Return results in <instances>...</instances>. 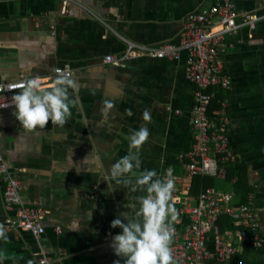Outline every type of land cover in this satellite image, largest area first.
I'll return each instance as SVG.
<instances>
[{
    "label": "crops",
    "instance_id": "obj_1",
    "mask_svg": "<svg viewBox=\"0 0 264 264\" xmlns=\"http://www.w3.org/2000/svg\"><path fill=\"white\" fill-rule=\"evenodd\" d=\"M212 1L0 0V80L25 75L47 85L56 78L54 70L64 68L76 84L69 91L78 99L64 127L49 123L30 134L13 114L11 98L20 90L0 102V156L20 183L21 201L46 211L40 237L13 227L14 214L1 203L0 180V223L8 235L0 250L10 257L5 264H40L43 255L50 264H124L110 247L121 230L110 225L120 213L131 212L124 205L143 193L108 179L115 187L110 192L108 170L127 154L126 137L144 125L150 135L140 152V171L155 169L162 176L174 167L182 174L177 156L194 145L195 87L185 77V53L178 60L137 57L117 66L104 58L119 57L124 41L177 45L185 17ZM232 1L237 12L260 19L253 31L242 27L224 36L222 60L231 85L227 91L208 90L214 95L211 115L216 116L218 99L226 102L232 161L220 164L224 179L190 180L183 199L193 205L204 187L232 193L233 205L251 204L264 238V0ZM106 99L115 107L105 121ZM227 220L220 217L221 229ZM225 264H264V242L258 250L244 245Z\"/></svg>",
    "mask_w": 264,
    "mask_h": 264
},
{
    "label": "built area",
    "instance_id": "obj_2",
    "mask_svg": "<svg viewBox=\"0 0 264 264\" xmlns=\"http://www.w3.org/2000/svg\"><path fill=\"white\" fill-rule=\"evenodd\" d=\"M259 20L255 15L237 12L232 0H213L209 6L185 17L177 45L145 46L124 41L125 48L119 57L108 55L104 58L105 63L117 66L137 57L178 60L181 53L186 54L185 77L195 87L190 120L195 137L192 149L177 156L182 174H178L174 167L168 168L172 170L174 179L172 203L177 211L172 244L176 264H209L210 261L225 264L244 245H250L253 250H258L263 245L264 238L258 217L250 203L233 205L232 193L219 192L212 187L201 189L193 205L186 201L187 198L183 199V195H187L190 189L188 182L194 177L225 178V170L220 164L232 161L228 151L229 121L226 117V102L218 99L216 116L210 115L208 111L214 95L208 90L217 88L227 91L231 85L222 60L226 47L224 36L235 34L242 27L253 31ZM58 69L64 73L70 72L57 68L54 70L56 77ZM32 78L36 77L19 75L16 80H0V102L8 100L10 94L18 90L11 88V85ZM41 81L44 83V79ZM0 180L3 208L14 214L9 222L13 227L30 232L36 237L42 236L45 233L43 220L46 211L36 203L25 204L21 201L20 183L1 156ZM221 216H227L233 227L221 229L218 224ZM56 231L61 233V228ZM40 264H50L49 258L43 255Z\"/></svg>",
    "mask_w": 264,
    "mask_h": 264
},
{
    "label": "clouds",
    "instance_id": "obj_3",
    "mask_svg": "<svg viewBox=\"0 0 264 264\" xmlns=\"http://www.w3.org/2000/svg\"><path fill=\"white\" fill-rule=\"evenodd\" d=\"M57 73V77L47 85L36 77L10 86L20 90L12 96L11 104L15 107L13 114L25 133L42 130L49 123L64 127L72 116L71 109L78 106V99L69 91L76 88L71 73H64L59 69ZM114 107L111 100L103 102V120H107ZM128 114H131L130 110ZM150 119L145 112L144 120ZM149 135V130L144 125L139 130H133L126 137L127 154L108 170V178L105 179L107 182L111 179L115 181V186L127 188L132 193H143L136 196L132 203L124 205L131 212H122L112 220L111 228H119L121 231L112 238L110 247L115 256L123 259L124 264H176L172 249L174 222L177 219V211L172 203V170L168 169L163 177L158 176L155 169L140 171V152ZM108 189L111 192L115 187L108 182ZM0 242L8 243L7 231L2 223ZM9 258L5 251L0 250V264H5ZM114 264H120L119 260L114 261Z\"/></svg>",
    "mask_w": 264,
    "mask_h": 264
},
{
    "label": "trees",
    "instance_id": "obj_4",
    "mask_svg": "<svg viewBox=\"0 0 264 264\" xmlns=\"http://www.w3.org/2000/svg\"><path fill=\"white\" fill-rule=\"evenodd\" d=\"M208 113L210 114V110L208 111ZM210 115H211V114H210ZM203 178H204V177H203ZM199 182H200V180H199V181H196L197 184H198ZM204 188H205V187H204ZM242 203H244V201H243ZM226 225H227V227H229V228H232V227H233V224H232V222L230 221V219L226 221Z\"/></svg>",
    "mask_w": 264,
    "mask_h": 264
},
{
    "label": "rangeland",
    "instance_id": "obj_5",
    "mask_svg": "<svg viewBox=\"0 0 264 264\" xmlns=\"http://www.w3.org/2000/svg\"><path fill=\"white\" fill-rule=\"evenodd\" d=\"M233 203V202H232ZM229 227H227V229H228Z\"/></svg>",
    "mask_w": 264,
    "mask_h": 264
}]
</instances>
